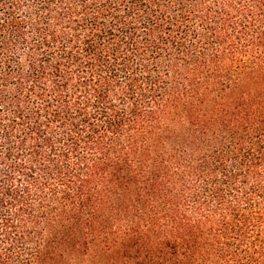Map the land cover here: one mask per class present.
Returning a JSON list of instances; mask_svg holds the SVG:
<instances>
[{
    "label": "trees",
    "instance_id": "obj_1",
    "mask_svg": "<svg viewBox=\"0 0 264 264\" xmlns=\"http://www.w3.org/2000/svg\"><path fill=\"white\" fill-rule=\"evenodd\" d=\"M264 264V0H0V264Z\"/></svg>",
    "mask_w": 264,
    "mask_h": 264
},
{
    "label": "rangeland",
    "instance_id": "obj_2",
    "mask_svg": "<svg viewBox=\"0 0 264 264\" xmlns=\"http://www.w3.org/2000/svg\"><path fill=\"white\" fill-rule=\"evenodd\" d=\"M93 263H95L94 260H86V261L81 262L80 264H93Z\"/></svg>",
    "mask_w": 264,
    "mask_h": 264
}]
</instances>
